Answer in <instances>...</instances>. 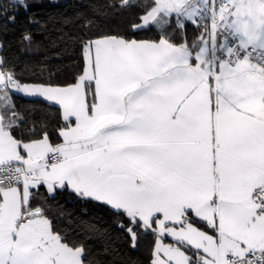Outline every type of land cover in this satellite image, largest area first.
<instances>
[{"label": "snow or ice", "instance_id": "1", "mask_svg": "<svg viewBox=\"0 0 264 264\" xmlns=\"http://www.w3.org/2000/svg\"><path fill=\"white\" fill-rule=\"evenodd\" d=\"M28 7L0 3V27ZM73 23L62 84L0 54V264H108L106 228L57 226L63 191L108 208L131 248L150 236L149 264H264V0H92Z\"/></svg>", "mask_w": 264, "mask_h": 264}, {"label": "trees", "instance_id": "2", "mask_svg": "<svg viewBox=\"0 0 264 264\" xmlns=\"http://www.w3.org/2000/svg\"><path fill=\"white\" fill-rule=\"evenodd\" d=\"M92 0H27L29 5L25 11L18 9L15 24H7L0 27V44L4 45L0 54L17 64L21 69L30 67L33 72L25 73L26 78L49 79L48 68L59 69L52 76L54 84H62L70 79L80 63L79 48L71 40H67L70 34L79 35V28L73 20L83 11ZM7 3V0H0ZM128 17H114L109 23L117 30L127 27ZM31 21V22H30ZM6 24L0 19V25ZM188 35L191 39L196 35V29L188 26ZM24 34H30L32 43L22 40ZM141 36H152L153 33H141ZM16 104L23 110L36 111L37 115L47 109L39 98H28L23 95L15 97ZM53 204L54 212H63L72 217L71 221L57 219V226L63 227L70 223L76 232H83L89 225H97L106 228L111 235V248L108 255V264H149L151 237H143L137 248L129 245L128 238L113 225L115 217L108 208L94 202H86L78 199L69 191L57 194ZM67 230V229H65ZM88 242V247L93 252L102 251L106 241L95 234L80 236Z\"/></svg>", "mask_w": 264, "mask_h": 264}, {"label": "crops", "instance_id": "3", "mask_svg": "<svg viewBox=\"0 0 264 264\" xmlns=\"http://www.w3.org/2000/svg\"><path fill=\"white\" fill-rule=\"evenodd\" d=\"M26 97V96H25ZM28 98H34V97H28Z\"/></svg>", "mask_w": 264, "mask_h": 264}]
</instances>
